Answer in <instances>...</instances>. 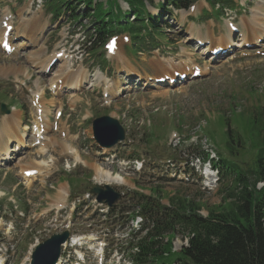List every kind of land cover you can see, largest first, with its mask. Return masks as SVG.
<instances>
[{
	"label": "rangeland",
	"instance_id": "1",
	"mask_svg": "<svg viewBox=\"0 0 264 264\" xmlns=\"http://www.w3.org/2000/svg\"><path fill=\"white\" fill-rule=\"evenodd\" d=\"M96 1L105 7L106 0ZM5 2L0 0V7ZM114 2L110 0L109 5ZM153 2L152 5L145 2V8L151 17L160 22L159 30L163 34L156 35L157 44H144L141 50L136 49V54L130 48L125 50L130 46L126 35L118 37V61L117 57L105 53L104 46H96V51H93L90 44L82 43L87 35L84 28L90 29V20L81 17L76 22L71 18V12L64 10L58 26L61 31L53 35L49 43L53 48L63 49L66 46L70 53L67 55L73 57L70 72L78 75L70 77L72 85L67 75L69 72L59 78L55 73L54 78L48 81L57 67L61 70L59 65L63 62L54 65L49 74L43 75L40 70H28L23 59L15 60L0 53V67L5 68V71L0 70V101L6 104L12 100L18 101L24 109L25 120H32L29 102L37 87H40L44 102L49 104L47 108L52 109L49 124L54 123L52 113L59 110L62 113L59 132H66L60 135L49 130L44 138L50 137L58 144L54 145V150L49 149L42 155L46 152L42 147L26 146L17 151L22 162L5 165L0 171V196L3 194L0 197V247L7 249L6 257L10 255L3 264H29L26 260L34 245L62 229L69 230L75 237H90L85 241L80 239L85 244L90 245L93 239L104 238L114 246L118 235L116 238L110 236L115 233L117 219L101 216L91 198H85L97 183L98 169L118 174L127 182L120 190L125 194L124 199L119 201L124 212L132 210L129 198L135 192L151 196L150 191L155 192L157 198L164 195L165 198L173 197L175 194H179L178 198L181 199L188 197L200 206V214L205 216L207 211L221 204L222 198L230 192L227 189L230 182L221 180L215 172L203 171L195 163L197 152L198 155L214 152L211 158L215 162L219 158L216 150L223 151L221 156L228 157V152H224L226 143L230 142L227 122L233 129L234 150L241 149L235 137L239 134L247 152L253 157L256 154L258 146L252 142L248 124L244 121L247 114L254 110L264 114V36L260 44H248L244 48H237L236 45L242 44L238 42L241 31L246 35L250 31L249 37L264 32V0H234L237 9L234 6L222 11L219 9L218 16L215 11L209 13L211 8L205 0L197 2L191 7L192 10L181 11L171 7L167 8L168 11L159 10L161 0ZM119 6L123 11L127 10L126 4L119 3ZM80 11L83 13L84 8ZM160 15L162 17L159 19ZM229 24L235 30L231 32L233 44L223 47ZM194 38H208L207 48L197 46ZM259 38L256 37L255 42ZM217 44L226 53L213 58L208 51L220 47ZM164 46L168 49L164 50ZM205 49L207 53L203 52ZM93 52L98 55L95 59ZM101 53L106 59L105 63L100 57ZM169 61H172L174 68L168 66ZM18 63L26 70H14ZM64 64L70 68V64ZM185 66H188L186 71ZM189 70H195L193 75ZM173 72L185 74L186 80L172 87L165 85L164 89H155L154 85L161 86L153 82L165 74L171 76ZM98 76L104 80L99 77L97 81ZM52 81L53 84L66 83L60 87L61 91L69 87L72 90L77 82V90L82 88L58 97L49 92L50 85L56 88ZM106 81L110 84L106 83L105 91ZM58 88L55 91H59ZM17 107L21 109L19 104ZM103 116L118 120L126 133L124 143L110 150L97 148L90 137L92 121ZM214 135L216 150L209 139H214ZM26 137L27 142L29 134ZM46 140L42 139L43 142ZM65 147L72 148L74 154L66 153ZM75 152L81 163L76 161ZM174 152L177 157L171 164L157 161L171 158ZM245 159L244 156L239 158L240 161ZM182 161H185L184 165H180ZM37 162H47L49 174L42 172L31 180L24 178L23 172L27 169L37 171ZM138 164H142L139 172L134 170ZM190 164L194 166L192 171ZM202 173L205 180L211 179L210 173L214 175L211 181H205V186L201 183ZM123 179L120 184L124 183ZM61 190L68 193L66 198L64 193H60ZM62 200L66 201V205L59 210ZM164 204L168 206L167 202ZM119 218V223L127 220L126 214ZM165 237L174 239L176 254L163 262L174 264L181 247H188L191 235L175 233ZM93 247L90 245V248Z\"/></svg>",
	"mask_w": 264,
	"mask_h": 264
},
{
	"label": "trees",
	"instance_id": "2",
	"mask_svg": "<svg viewBox=\"0 0 264 264\" xmlns=\"http://www.w3.org/2000/svg\"><path fill=\"white\" fill-rule=\"evenodd\" d=\"M57 1L61 6L70 5L74 18H78L79 14H76L78 9L71 7L72 3L75 1L74 3L84 7L85 11L80 16L91 20V26L101 42L118 32L129 34L135 45L143 33L154 31L156 27L152 18H146L144 10V1L151 0H123L130 10L129 14L134 15L135 22H127L129 14L125 15L127 12H122L116 4L104 10L100 4L93 5L94 0ZM196 1L165 0L167 5L176 9H186ZM211 3L233 6L231 0H211ZM52 8L58 10L56 4ZM161 8L163 9V5ZM124 17L127 18L125 25L120 27ZM244 122L248 124L249 136L258 148L252 161L249 164L242 162V167L230 159L219 160L221 178L230 181L227 188L230 192L222 198L221 204L207 212L205 219L196 213L200 206L192 201L176 199L179 204L175 211H167L149 201L148 212L155 225L145 238L139 262L164 264L163 254L170 252L173 239L168 238L166 244H162V241L166 235H174V227L178 225L179 234L188 233L191 237L177 264H264V186L256 188L258 183H264V114L260 110H254L250 115L247 114ZM226 126L230 138L226 149L231 158L238 153L233 148V129L227 122ZM235 137L237 145L241 147L239 136ZM218 164L213 163V167L216 168Z\"/></svg>",
	"mask_w": 264,
	"mask_h": 264
},
{
	"label": "bare ground",
	"instance_id": "3",
	"mask_svg": "<svg viewBox=\"0 0 264 264\" xmlns=\"http://www.w3.org/2000/svg\"><path fill=\"white\" fill-rule=\"evenodd\" d=\"M147 16H148V14H147ZM262 29V28H261ZM264 29V28H263ZM262 29V30H263ZM243 30V29H242ZM242 32L243 31H241V33H240V38H239V40H238V42H241L242 44H238V45H236V47L237 48H244V46L246 45V44H253V45H255V44H257V43H260L262 40H263V33L264 32H260L259 34H256V35H253V37H249V33H250V31H249V33H247V35L246 34H242ZM9 37H10V35H9ZM256 37H261V38H259L256 42H255V39H256ZM190 39L192 40L193 38L191 37V35H190ZM195 40H197V41H200V42H204V43H207V41H208V38H194ZM222 39V38H221ZM227 40H226V44H224L223 45V47H226V46H230V45H232L233 44V40H232V33L229 31L228 32V37L226 38ZM208 44H210V43H208ZM239 45H243V46H240L239 47ZM216 46H220L221 47V45L220 44H217ZM214 46H212V47H210V49L209 50H211L212 48H213ZM215 48H219V47H215ZM214 48V49H215ZM213 49V50H214ZM205 52H206V50H205ZM13 54H15V52L13 53ZM112 57H117V61H118V59H119V52H118V49L116 48V50L113 52V56ZM0 70H1V68H0ZM68 70H69V68H67V66H66V64H64L63 63V69L62 70H60V72H58V76H57V78H59V77H61V75H64L65 73H67L68 72ZM169 70V69H168ZM5 71V70H4ZM45 70H43V72H44ZM184 71V70H183ZM193 71V70H192ZM181 72V71H180ZM84 73V72H83ZM162 73H164V72H162ZM172 74V73H171ZM68 76H69V78L71 77L69 74H67ZM166 76L167 75H169V73L168 74H165ZM99 77H101V76H98V77H96V80L97 81H99L100 79H99ZM54 78V77H53ZM52 78V79H53ZM51 79V80H52ZM85 79H86V75H85ZM101 79H102V81L104 80L102 77H101ZM173 78H170V80H172ZM58 80H60V79H58ZM68 80V79H67ZM69 82H70V84L72 83V79L70 78L69 79ZM108 81H106L105 82V91H106V88H107V86H106V83H107ZM52 83H53V81H52ZM109 83V82H108ZM64 84H66V83H64ZM110 84V83H109ZM115 84V83H114ZM113 84V85H114ZM54 85H55V87L57 88L58 87V84L57 83H54ZM72 85V84H71ZM70 85V86H71ZM83 85V84H82ZM112 85V84H111ZM112 85V86H113ZM52 87V86H51ZM79 87V83L77 82L75 85H74V87L72 88V90L73 91H78L77 90V88ZM114 87H115V85H114ZM113 87V88H114ZM56 88H54V87H52V89L55 91V89ZM112 88V89H113ZM159 88H163V87H156L155 89H159ZM59 89V88H58ZM164 89V88H163ZM162 90V89H161ZM155 91H158V90H155ZM58 91H55V94L56 95H60V94H58L57 93ZM42 93V92H41ZM35 95L37 96V97H39V96H41L40 95V90H39V88H37V92L35 93ZM110 95H112V94H110ZM44 107V106H43ZM44 115H45V109H44ZM12 117H9V119H11ZM59 121L60 120H58L57 121V123H56V126H58V124H59ZM12 124L9 122L8 123V119L7 118H5L4 119V123H3V128L5 129V132H6V134L7 135H9L10 134V130H11V128H10V126H11ZM56 131H58L59 132V130H56ZM60 134L62 133V131H60L59 132ZM64 133V132H63ZM42 135V134H41ZM46 136V135H45ZM44 135L39 139V142L41 141V139H47L45 142H43V141H41L39 144H38V147H39V149H40V147H42L43 149H45L46 150V152L44 153V154H42L41 152H40V150H39V152L42 154V155H45L47 152H48V150L49 149H52V150H54L55 149V144H57L52 138H50V137H46V138H44L45 137ZM48 136V135H47ZM48 140H50L49 142H48ZM50 143H52V145L50 144ZM14 145H17L16 147H18L19 148V150L20 149H22V148H26V146H27V144H26V140H25V138L23 137V136H18L17 138H15V141H14ZM34 145H36V144H34ZM33 145V146H34ZM58 145V144H57ZM29 146V145H28ZM5 153V155H9V153H8V150L6 149L5 151H4ZM65 152L66 153H68V154H71V155H73L74 154V150L72 149V148H70V147H65ZM103 152H107L106 150H104ZM75 155H76V161L78 162V163H81V160H80V158H78L77 157V154H76V152H75ZM19 162L21 161V159H19L18 160ZM22 162V161H21ZM38 164L36 165V167L38 168L37 169V171H36V173L37 174H41L42 172H44V173H46V174H49V165L47 164V162H37ZM27 171H32V170H26V171H24L23 172V174H25V172H27ZM21 174V173H20ZM28 178V177H27ZM33 178H35V177H32V178H28L27 180H31V179H33ZM95 180H96V182L97 183H99V184H102V183H107V184H110V183H112V184H120L121 183V180L122 179H120L119 177H112L111 176V174L109 173V172H106V171H103V170H100V169H98L97 171H96V178H95ZM30 182H32V181H30ZM62 192V190L60 191V193ZM62 193H64V191L62 192ZM61 193V194H62ZM64 197L66 198L67 197V192H65L64 193ZM65 206V200H62L61 202H60V205L58 206V208H59V210L60 209H62L63 207ZM81 240H83V239H81ZM80 239H77L76 241H75V243H77L79 246H81V245H85V243H83L82 241H81ZM88 240V239H87ZM92 240V239H91ZM83 241H85V239L83 240ZM88 245V244H87ZM89 247H90V245H89Z\"/></svg>",
	"mask_w": 264,
	"mask_h": 264
},
{
	"label": "water",
	"instance_id": "4",
	"mask_svg": "<svg viewBox=\"0 0 264 264\" xmlns=\"http://www.w3.org/2000/svg\"><path fill=\"white\" fill-rule=\"evenodd\" d=\"M0 108L2 113H9L4 104H1ZM93 136L100 146L113 145L124 139L123 130L115 120L110 118H102L93 122ZM105 190V192L101 191L96 186L91 193L97 196V202L105 201L108 206H111L118 199V195L109 188L105 187ZM67 236V233L55 235L39 245L33 253L31 264H55L60 254L59 245L67 239Z\"/></svg>",
	"mask_w": 264,
	"mask_h": 264
}]
</instances>
